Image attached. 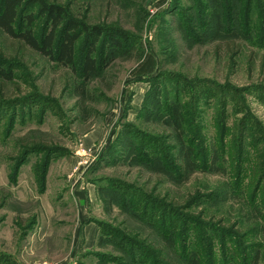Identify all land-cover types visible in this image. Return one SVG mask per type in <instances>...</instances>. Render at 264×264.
<instances>
[{
    "label": "rangeland",
    "instance_id": "rangeland-1",
    "mask_svg": "<svg viewBox=\"0 0 264 264\" xmlns=\"http://www.w3.org/2000/svg\"><path fill=\"white\" fill-rule=\"evenodd\" d=\"M43 2L82 29L128 40L117 50L97 39L98 76L81 84L82 97L79 75L0 30V67L14 75L0 79V264H126L123 251L134 244L151 264H186L194 253L202 264H264V221L254 212L264 205V43L215 37L212 0ZM257 2L262 25L264 0ZM44 22L37 16L34 29ZM145 56L156 64L151 75L137 72ZM176 108L196 153L191 174L166 122ZM97 131L103 136L88 146L84 138ZM108 148L111 160L98 161ZM152 148L161 150L160 171ZM214 150L215 170L204 169ZM48 160L41 193L35 170ZM81 168L86 175L71 186ZM127 199L140 205L131 209ZM162 211L179 221L175 254L150 225Z\"/></svg>",
    "mask_w": 264,
    "mask_h": 264
},
{
    "label": "trees",
    "instance_id": "trees-1",
    "mask_svg": "<svg viewBox=\"0 0 264 264\" xmlns=\"http://www.w3.org/2000/svg\"><path fill=\"white\" fill-rule=\"evenodd\" d=\"M212 1L216 7V24L214 25L215 31L213 32L215 37L220 35L221 38H224L228 35L237 39H243V34H246V40L264 43V23L261 25V20L258 19V16L256 18L253 16V11L258 4V0H246L247 2L245 0H236L234 4L235 8L226 7V9H220L222 0ZM34 5H39L40 7L38 14L37 12L34 13L31 11V8ZM223 5H228V1ZM64 12L65 11H63L62 8L54 5H47L43 0H0V30L5 33L11 41L23 44L42 56L55 61L57 64L70 68L73 72L79 75L82 82L78 84L76 89L77 93L84 97V94L87 92L85 91V87L81 86V84L85 85L86 82L91 81L98 76L99 65L97 64L96 57L93 56L97 39L102 37V41H106L102 45H107V41H110L108 46H111L113 49L122 50L123 48L120 45L122 42L128 40V37L115 33L110 35V33H107L105 29L100 27L87 28L85 26L82 29V23L77 24V22L71 19L65 20L63 18L65 14ZM37 16L45 18L44 26L42 27L43 31L41 32L34 29ZM188 33L191 37H195L196 31L193 32L189 30ZM83 34L86 35L84 45L88 47V49L85 56L79 61L77 60V44ZM114 53L115 50H110L109 56L112 57V54ZM155 65L152 56H145L143 63H141L137 72L141 75H151L154 73ZM13 78L14 75L12 71L0 67L1 80L11 81ZM166 122L177 136L175 138L179 149L177 158H180L179 160L181 161V164L184 165V172L188 174L195 172L198 167L196 160L194 159L196 153L194 152L195 149L191 146L193 143L190 142L191 145L190 143H186V132H188V129L185 127L186 123L180 109L176 108L173 110L170 118H168ZM109 149L110 148L102 154L98 161L108 162L111 160V158H109L111 150ZM133 151L136 153L139 152L137 148H134ZM160 151V149L152 148L151 153L154 156H152V160H150L152 168L155 170L158 169L159 171L161 168L158 167L162 166V158L161 155L158 154ZM204 151L208 152L206 149H204ZM152 154L149 153L146 157ZM202 162L204 169L215 170V167L219 162L218 152L214 150L208 158H203ZM50 163L51 160L45 161L43 167L38 168L37 166L38 169L35 170V178L41 193L45 192L46 189L47 173ZM156 165L157 167L155 168ZM178 168L182 171V167ZM104 188L107 189L108 192V186L106 185ZM104 188L99 187V194L104 192ZM256 190L257 188L253 190L252 197L257 196L255 193ZM112 197L113 199H116L115 196ZM118 202L119 200L116 203L118 204ZM128 202L130 205L133 204L130 206L131 209H136L137 206L140 205V202L137 203L136 200H128ZM143 205L146 206L147 203L144 202ZM256 209L257 210H254V212L258 215V219L262 218L264 221V205L262 207H256ZM133 213L134 215L137 214V212ZM163 214L164 212L162 211L161 214L158 215L160 218L159 222L155 221L150 225L152 227L154 225V228L156 227L158 229L157 233H159V241L165 243L168 248L171 249V254H175L178 237L172 227L173 223L177 224L179 221L176 222L174 219L169 220L166 217L164 219ZM99 223L101 224L102 222ZM135 249L136 244H134L131 249L123 251V256L125 257H123V261H125L126 264H151L149 256L147 257L144 254L136 253ZM160 255H162V253ZM244 261L245 259H242V262L245 264ZM257 263L258 258L254 257L252 264ZM181 264H184V260L181 261ZM186 264L202 263L199 262L197 255L194 253L189 259H187ZM204 264L209 263L205 262Z\"/></svg>",
    "mask_w": 264,
    "mask_h": 264
},
{
    "label": "crops",
    "instance_id": "crops-1",
    "mask_svg": "<svg viewBox=\"0 0 264 264\" xmlns=\"http://www.w3.org/2000/svg\"><path fill=\"white\" fill-rule=\"evenodd\" d=\"M103 135H102V133L100 132V131H97V132H92V133H90V134H88L85 138H84V141L86 142V144L88 145V146H90L91 144H93V143H95L96 141H98V140H100L101 139V137H102ZM86 168H81V169H79L80 170V172H76L77 173V178H74L73 179V181H71L70 180V183H71V186H76V185H78L79 184V182H81L82 181V176L83 175H86L85 173L83 174V171L85 170ZM84 177V176H83ZM93 184V183H92ZM84 220H82V221H85L86 220V224L87 223H90L91 222V219H88V218H83ZM85 223L83 224V225H85ZM83 229V226H82V228H81V233H82V231L84 232V229ZM82 236V235H81ZM94 238V237H93ZM78 247V246H77ZM77 249V248H76Z\"/></svg>",
    "mask_w": 264,
    "mask_h": 264
}]
</instances>
